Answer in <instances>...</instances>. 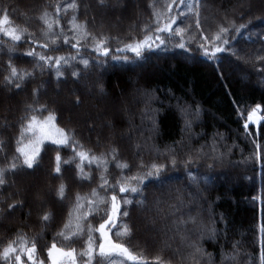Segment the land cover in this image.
<instances>
[{
  "label": "trees",
  "instance_id": "trees-1",
  "mask_svg": "<svg viewBox=\"0 0 264 264\" xmlns=\"http://www.w3.org/2000/svg\"><path fill=\"white\" fill-rule=\"evenodd\" d=\"M120 1L123 3V7L115 11L107 10L105 15H102L99 11L106 9L110 0H106L105 7H101L97 0H78L80 3L77 13L78 20L87 22L88 30L93 33L115 37L116 39L109 41V47L113 50L119 47L121 42H128L133 35L141 38L140 28L152 18L150 0H140L137 3L138 7L131 2L132 0ZM55 2L56 0H0V8L7 6L10 19L14 24L28 27L29 31L40 36L42 22L38 20V17L45 7L49 4L54 6ZM152 2L159 7L163 0H152ZM240 4H246L245 7L247 6L248 9L241 8ZM182 9L183 6H181ZM48 10L52 11L51 8ZM241 11L245 13L244 20L253 16H264V0H201L200 18L206 30L215 31L217 23L221 22L225 13L230 18H235L237 23L244 22L233 15L234 12ZM71 15L72 13L69 12L61 20V26L68 27L67 20L71 18ZM93 17H95L94 20ZM102 21L103 25L100 24ZM109 21L115 27L111 26ZM188 22L191 23V21ZM261 29H264V23L254 21L250 31ZM7 39L0 35V41ZM15 47L16 51L12 53V59L16 66L31 68L35 60L24 55L30 44L22 41L17 42ZM190 47L194 53L193 57L187 56L183 50L173 49L167 52L147 53L144 60L130 63L112 61L109 58L106 64H92L87 70L73 62L72 67L61 69L64 75L59 79H57L54 70H46L43 73L36 70L35 78L25 82L19 90L3 83V76L6 73L0 70V95L8 91L10 95L19 97L17 100L12 97V116L9 119L7 117L2 119L6 123V128L1 129L0 126V139L8 141V155L11 156L16 146L15 137L19 131V118L24 113L25 105L33 103L32 90L34 88L39 89V103L47 104L49 109H54L57 114V124L66 130L74 129L75 138L84 145L85 149H91L94 153L99 154L107 151L111 144L119 149L120 160H127L133 164L141 156L145 162L156 158L155 149L149 150V147L144 146L143 138L151 137L147 141V145H154L155 148L163 151L166 146L172 145L173 141L180 140L182 136L185 138V143H191L193 147H196L208 141L214 132L223 133L226 136V143L235 145L232 155L223 164H217L211 170L205 166L210 161L199 162V174H208L210 177L206 188L203 184L200 185L199 190L202 191L204 198L196 197L190 207L186 206L181 211L185 214L189 210L194 214L199 213V218L203 219L206 224H210L212 220H218L220 214H223L226 227L224 223L216 224V227L222 230V234L216 240L205 237L202 241L203 247L208 252L216 254L217 264H219L220 246L224 245L225 248L230 249L233 242H239V249L242 253L238 264H259L260 253L264 250V244H262L264 232L261 231L264 229V121L257 129L250 124L246 134L242 126L243 119L237 118V109H245L243 117L246 118L247 111L256 104H260L262 115H264V74L256 71L261 65L237 61L229 53L220 54L221 63L217 68L215 63L209 62L196 51L195 44ZM233 47L239 49L240 54L245 55V59H247V53L255 52L264 45L255 36L251 40L247 39V33H245L234 42ZM72 53L74 50L70 46L61 44L54 54ZM113 54H115L114 51ZM257 54L264 55V52H257ZM84 55L88 56L89 52L85 51ZM127 55L131 57L132 54L127 53ZM92 57L95 59L94 53H92ZM8 58L7 46L0 44V69H3ZM77 68L82 72L78 80L71 76V72ZM220 73H223V78ZM85 79L89 81L91 87L95 83L102 84L104 93L109 96L100 97L97 89H93L95 98L86 100L87 107L82 112L85 89L79 83H84ZM136 79H138V84H133V80ZM58 86H64L66 90L75 88L80 91H76L68 101L59 100V104L56 105L51 99ZM138 89L162 90L155 92L158 100L151 105L152 108L158 109L154 113L157 125L155 131H149L152 128L150 122L145 121L143 125L141 124L139 113L140 109L144 107V103ZM168 90H171L175 96L182 97L183 102L199 104L200 117L191 129V132L199 134L198 136L189 140V133L182 132L184 122L175 107L176 100L169 99L165 94ZM76 97L80 98L79 104L74 102ZM120 98H123V106L128 109L126 115L128 118L130 116L133 123L138 126L131 131L132 133L129 132V135H133V137L135 135L134 145L137 143L142 145L139 155H137L134 145H130L122 135L124 130L129 129V125L126 124ZM86 116H89V119ZM94 116L100 118V123H104L105 120L108 125L110 123L112 126L103 125L98 131L90 132L86 126L90 123L96 125ZM10 119L12 123L9 124ZM113 133L118 135L115 141H111L109 138ZM138 135L140 138L137 137ZM257 144L260 146L259 149H257ZM57 148L58 146L50 141H45L41 148L39 166L34 169L21 170L14 176L9 175L7 179L10 183L2 190L4 196L10 192L15 193L14 186L18 182L28 181L31 176L36 177L38 185L47 181L50 183L51 196L49 195V198L52 205H48L45 209L51 210L53 217L47 224H43L40 220L42 209L35 208L36 201L32 187H28L25 196L14 195L12 197V199L27 197L31 204L17 218H12V214L20 208L13 211H0V243H6L17 233V230L26 233L29 238L39 234L37 245L38 249L41 245H45V249L42 251V257L45 259L47 257L46 246H50L55 234L67 218L74 193L77 191L81 194L87 193L98 183L96 179L98 169L95 165L91 167L94 177L92 183L78 181L75 178L74 166H65L63 174L60 176L54 174L52 167ZM60 151L64 158L72 155L69 148H60ZM257 151H259V159H257ZM160 162H164L163 157L160 158ZM6 163L8 161L0 158V166ZM195 167L196 165H193V169ZM132 171L135 172L136 168L133 167ZM109 173L110 177H116L120 175V170L110 162ZM174 175L177 176V179L168 180ZM166 176L168 178L164 181L163 189L152 183H148L144 188V197H146L144 206L136 204V201L143 197L132 193L120 194V196L127 195L133 201L131 205L127 206L130 214L123 221L131 226L132 231L127 237L117 236L118 228H113L110 232V236L115 242L124 243L134 254L148 258L150 264H154L151 258L156 255H162L165 260H170L171 264H181L179 255L174 254L173 251L180 247V240L174 232L169 231L173 217L163 214L167 211L165 205H161L162 211L154 208V213L158 215L162 223V234L164 233L162 239H159L156 233L151 231L150 226H146L145 230L143 228L144 216L149 214L148 212L154 207L153 200L169 187L181 189L185 193L198 191L187 179L181 164H178L176 168L169 167ZM62 180L69 187L68 196L63 201L55 195V188ZM187 199L186 196L185 200L187 201ZM7 202L10 203L11 200ZM5 207V204H0V209ZM26 212H30L31 215L27 216ZM91 222L98 226L101 221L97 218ZM156 225L158 224L156 223ZM94 235L97 239L99 238V233ZM192 238L195 239L196 235H193ZM56 240L58 246L74 247L77 252L83 246L81 240L62 242L59 237H56ZM127 264H132V262L127 261Z\"/></svg>",
  "mask_w": 264,
  "mask_h": 264
},
{
  "label": "snow or ice",
  "instance_id": "snow-or-ice-1",
  "mask_svg": "<svg viewBox=\"0 0 264 264\" xmlns=\"http://www.w3.org/2000/svg\"><path fill=\"white\" fill-rule=\"evenodd\" d=\"M97 2L101 7L106 6V0H97ZM118 4L119 0H115L112 7H116ZM149 6L152 9V18L140 28L141 38L133 35L128 42H121L120 46L114 50L109 47V41L116 39L115 37L93 33L88 30L87 22L78 20L77 13L80 8L78 0H56L54 6L49 4L45 7L38 17V20L42 22L40 36L29 31L28 27L14 24L10 19L7 6L0 8V35L8 38L0 41V44L7 46L9 56L3 69H0L6 73L3 76V83L19 90L25 82L35 78L36 70L41 73L46 70H54L57 79H59L64 75L61 69L72 67L73 62L87 70L92 64H106L109 58L112 61L130 63L144 60L147 53L167 52L173 49L183 50L187 56L193 57L194 53L190 47L193 44L196 45V51L209 62L215 63L217 68L221 63L220 54L229 53L237 61L261 65L256 71L264 74V55L257 54V52H264V47L247 53V59H245V55L240 54L239 49L233 47L234 42L245 33H247V39L251 40L255 36L264 45V29L250 31L254 21L264 23V16H253L244 20V11L234 12L235 17L244 20L242 23H237L235 18H230L225 13L221 22L217 23L215 31H209L203 27L201 22V0H163L159 7L150 0ZM181 6H183L182 10ZM49 8L52 9L51 12L48 10ZM69 12L72 15L67 20L68 27L65 28L61 26V20ZM94 19L95 17H93ZM22 41L30 44L24 55L35 60L31 68L17 67L13 62L12 53L16 51L15 45ZM61 44L70 46L74 53L54 54ZM85 51L89 52L88 56L84 55ZM92 53L95 54V59H93ZM127 53H131V57ZM81 74L79 68L71 72V76L77 80ZM220 75L223 78V73ZM96 87L101 94L104 93L102 84H97ZM137 91L143 97L144 103V107L140 109L139 113L141 124L148 121L152 124L149 131H155L157 125L154 113L158 109L152 108L151 105L158 100L155 92L162 90L138 89ZM32 92L33 103L25 105L24 113L19 118V131L15 137L16 146L11 156L8 155V141L0 139V158L8 161L0 166V204L6 205L0 211L23 209L25 198L12 199L14 195L20 196V189H17L15 193H8L7 196L2 194V190L10 183L7 179L9 175L14 176L21 170L34 169L39 166L41 148L45 141H50L58 146L52 167L54 174L60 176L63 174L65 166H74L75 178L78 181L92 183L94 177L91 167L95 165L98 169L96 176L98 183L87 193L81 194L78 191L74 193L67 218L55 234L50 246H46V259L42 257L45 245H41L38 249L39 234L29 238L26 233L17 230V233L6 243H0V264H46V261L47 264H127V261H131L132 264H150L148 258L134 254L124 243L115 242L110 236L113 228L119 229L116 235L120 237H127L132 231L131 226L123 221L130 214L127 206L131 205L133 201L127 195L120 196V194L132 193L141 196L143 198L137 200L136 204L144 206L146 200L144 188L147 187V184H157L163 189L164 181L168 178L166 173L169 167L176 168L178 164L184 167L187 179L198 191L185 193L181 189L169 187L153 200V204L158 211H162L161 205H165L167 211L163 214L173 217L169 231L174 232L180 240V247L173 251L174 254L179 255L181 264H217L216 254L208 252L203 247L202 241L205 237L216 240L222 234V230L217 228L216 224L224 223L226 227L223 214H220L218 220H212L210 224H206L203 219L199 218V213L194 214L189 210L185 214L181 210L186 206L190 207L196 197L204 198L202 191L199 190L200 185L203 184L206 188L210 177L208 174H199V162L210 161L205 166L211 170L217 164H223L232 155L235 145L226 143L225 134L214 132L208 141L196 147H193L191 143H185V138L182 136L180 140L173 141L172 145L166 146L163 151L155 148L154 145H147V141L151 137H146L143 138L144 146L149 147V150L155 149L156 158L145 162L141 156L133 164L127 160H120L119 149L111 144L107 151L99 154L94 153L91 149H85L84 145L75 138V130H66L64 127H60L56 122L55 110L49 109L47 104L39 103V89L34 88ZM165 94L169 99L176 100L175 107L184 122L182 132L189 133V140L198 136L199 134H193L191 129L200 117L199 104L183 102V98L175 96L171 90ZM74 102L79 104L80 98L76 97ZM261 107L260 104H256L247 111L246 118L243 117L245 109H237V118L243 119L242 126L246 134L250 124L258 125L264 121V115L260 114ZM124 111L127 112L128 109L125 108ZM128 123L129 131L138 127L131 118L128 119ZM108 126L112 125L109 123ZM90 127H94V125H90ZM134 147L139 155L142 145L137 143ZM259 147L257 144V149ZM60 148L71 149L72 155L64 158ZM161 157L164 162H160ZM257 159H259V151H257ZM110 162L120 170L119 176L110 177ZM193 165H196L194 169ZM133 167L136 168L135 172L132 171ZM12 183L15 182L12 181ZM68 191V185L62 180L55 188V195L63 201L67 198ZM186 196L187 201L185 200ZM35 198L42 200L39 193H36ZM8 200L11 202L8 203ZM52 217V211L45 209L42 210L40 220L43 224H47L52 220ZM97 218L101 221L98 226L91 222ZM261 231L264 232V229ZM95 233H99L98 239L95 237ZM193 235H196L195 239L192 238ZM56 237H59L62 242L81 240L83 246L79 252L74 247L58 246ZM218 255L219 264H238L242 255L239 242H233L230 249L221 245ZM151 261L154 264H171V261L165 260L162 255L152 257ZM259 264H264V250L260 253Z\"/></svg>",
  "mask_w": 264,
  "mask_h": 264
},
{
  "label": "rangeland",
  "instance_id": "rangeland-1",
  "mask_svg": "<svg viewBox=\"0 0 264 264\" xmlns=\"http://www.w3.org/2000/svg\"><path fill=\"white\" fill-rule=\"evenodd\" d=\"M139 1L140 0H132L131 2H133L135 4V6L138 7V4L137 3ZM114 2H115V0H110V3L106 7V9H103V10L99 11L100 14L105 15V13H106L105 11H107V10L115 11V10H119L120 7H123V3L120 0H119L118 6L112 7V5L114 4ZM245 5L246 4H240V7L242 6L241 8L248 9L247 6L245 7ZM100 24L103 25L104 24L103 21ZM110 25L111 26H114V25L111 24V22H110ZM101 80H104V78H101ZM99 82H101V81H99ZM136 83L138 84V79L133 80V84H136ZM79 84H81L83 86V88L85 89V91H84L85 92L84 93V98H83L84 99V103L82 104V105H84V107L82 109V112H84L85 108L87 107V104H86L87 101L86 100L88 98L89 99L90 98H93V97L95 98L93 89L94 90L97 89L96 85L99 84V83H95L94 86L91 87L90 84H89V81L85 79L84 83H79ZM76 91H80V90L79 89H75V88H71L70 90H66V88L64 86H61V87L58 86L57 87V91H56L55 95H53V97H52L51 100H52V102L54 104L57 105V103L59 104V102H58L59 100L64 99V100L68 101L71 96L73 97L75 95ZM97 93L100 95V97L102 96L103 98H106V97L109 96V94H107V93L101 94L98 91V89H97ZM12 97H14V96L13 95H10V93L8 91H5V92L2 93V95H0V103H1L0 104V117H1L0 126H1V129L6 128L5 127L6 123L3 122L2 119L6 118V117L9 119L12 116V114H13V111L11 110L12 109L11 101L13 100ZM14 98L16 100L19 99L18 96L14 97ZM123 101H124L123 98H120V104L122 105V110H123V113L125 115L126 124L129 125L128 119L130 118V116L128 118V115H126V112L124 111L125 107L123 106L124 105V102ZM68 106H69V103H68ZM86 118L89 119V116H86ZM94 119H95L96 125L93 124V123H90V124H88L86 126V128H88V130L90 132L95 131V130L98 131L99 129H101V127L103 125H106V126L108 125V123L105 122V120H104V123H100V118L99 117L94 116ZM10 123H12V120L11 119L9 121V124ZM90 125H94V127H90ZM254 125H255V127L259 126V124L258 125L254 124ZM129 132H131V131H129V129L124 130L122 135H123V137H125L126 141L130 143V145H134L133 142L135 140L134 139L135 135H134V137H133V135L130 136L129 135ZM117 137H118V135H115V133H113L109 138H110L111 141H115V140H117ZM137 137L140 138V135H138ZM175 179H177V176H175V175L168 178V180H172V181H174ZM36 180H37L36 177L31 176V177H29L28 181H25L23 183L22 182L21 183L18 182L14 186L13 190L15 192L17 189H20L21 190L20 195L25 196L26 195L25 192L27 191L28 187H32L34 189V194L33 195H34V199L36 201V207L35 208H37L38 210H40V209L44 210L45 207H47L48 205H52L51 204L52 201L49 198L51 196L50 195V183H48V181H47V182H45L42 185L41 184L38 185L37 182H36ZM36 193H39L40 194V196L42 197V200H38V199L35 198ZM30 205H31L30 204V201H28V198L26 197L25 198V207L23 209H19L16 213L12 214V218H14V217L17 218L18 215L22 211L23 212L26 211V207L27 206H30ZM32 207H33V205H32ZM154 208L156 209V207L154 206L150 210V212H148L149 214H146L144 216L143 228L145 230L146 229V226H150L151 227V231H153L154 233H156V236H158L159 239H162V237L164 235V233L162 234V227H161L162 226V223L160 222V220L158 218V215L156 213H154ZM26 213L28 214L29 212H26ZM27 216H29V214ZM156 223L158 225H156ZM46 264H47V261H46Z\"/></svg>",
  "mask_w": 264,
  "mask_h": 264
}]
</instances>
